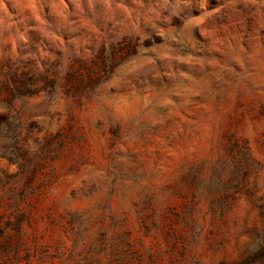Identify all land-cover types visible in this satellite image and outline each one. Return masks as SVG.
<instances>
[{"label":"rangeland","instance_id":"obj_1","mask_svg":"<svg viewBox=\"0 0 264 264\" xmlns=\"http://www.w3.org/2000/svg\"><path fill=\"white\" fill-rule=\"evenodd\" d=\"M0 264H264V0H0Z\"/></svg>","mask_w":264,"mask_h":264}]
</instances>
